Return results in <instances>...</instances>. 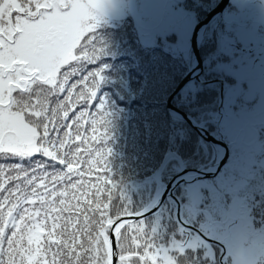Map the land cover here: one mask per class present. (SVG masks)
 I'll list each match as a JSON object with an SVG mask.
<instances>
[{"label": "snow or ice", "instance_id": "1", "mask_svg": "<svg viewBox=\"0 0 264 264\" xmlns=\"http://www.w3.org/2000/svg\"><path fill=\"white\" fill-rule=\"evenodd\" d=\"M103 8L0 0V159L20 161L0 164V264H178L121 202L103 70L79 75L105 53Z\"/></svg>", "mask_w": 264, "mask_h": 264}, {"label": "trees", "instance_id": "2", "mask_svg": "<svg viewBox=\"0 0 264 264\" xmlns=\"http://www.w3.org/2000/svg\"><path fill=\"white\" fill-rule=\"evenodd\" d=\"M236 1L232 0L202 41L204 72L200 80L211 84L192 81L173 100L177 109L196 123L205 124L217 139L230 145V160L217 178L182 185L158 211L138 219L178 264H233L228 255L221 261L220 244H226L229 228L235 222L231 208L235 199L241 201L240 214L243 222L249 224L251 237L262 245L261 264H264V131L256 136L252 133L249 142L239 141L237 112L250 111L251 102L243 99L237 104L230 102L233 96L230 87L237 79L225 67L231 61L227 47V40L233 36L231 17L240 19L243 13H231ZM170 2L174 10H179L174 26L183 31L181 34L171 31L162 36L153 29L152 43L146 45L135 20L121 17L113 25L97 28L105 48L100 61L78 65L83 68L79 75L103 70L98 97L110 113L111 139L107 147L112 150L109 161L112 178L122 194L121 202L136 213L155 204L181 172L211 168L220 154L218 147L205 142L186 120L168 109L171 96L192 65L193 27L220 0ZM79 75L70 82L79 79ZM221 82L225 84L222 106ZM51 99L55 102L57 98ZM83 108L81 104L76 110ZM95 108L93 104L90 111L94 113ZM74 114L70 113V118ZM249 152L254 154L252 163L246 161ZM32 159L46 160L39 155ZM16 163H20L16 158L0 159V164ZM23 163L28 165L26 160Z\"/></svg>", "mask_w": 264, "mask_h": 264}, {"label": "rangeland", "instance_id": "3", "mask_svg": "<svg viewBox=\"0 0 264 264\" xmlns=\"http://www.w3.org/2000/svg\"><path fill=\"white\" fill-rule=\"evenodd\" d=\"M102 2L104 8L98 26L113 25L119 22L121 17H131L137 23L143 44L152 43L154 30H158L162 36L171 31L178 34L183 32L174 26L175 20L179 17V10L171 7L170 0H145L142 3L139 0H102ZM240 12H243L240 19L231 17L233 23L230 26L233 36L227 40L231 61L225 67L237 79L230 87L233 93L230 102L237 104L241 99L251 102L250 111L237 112L239 115L237 122L241 130L239 141L249 142L253 138L252 133L256 136L264 131V0L246 2L237 0L231 13ZM230 99L231 97L228 96V100ZM219 152L218 159L223 154L222 149ZM253 157L254 154L249 152L246 161L252 163ZM239 201V199L234 200V203H237L235 211L240 206ZM233 219L235 222L229 230L236 238L230 236L227 239V251L232 255L235 264H259L263 256L260 241L257 238H250L249 229L246 225H241L244 218L240 213H233ZM237 226L240 227L234 230Z\"/></svg>", "mask_w": 264, "mask_h": 264}, {"label": "water", "instance_id": "4", "mask_svg": "<svg viewBox=\"0 0 264 264\" xmlns=\"http://www.w3.org/2000/svg\"><path fill=\"white\" fill-rule=\"evenodd\" d=\"M230 1L231 0H221L218 6L214 10H212L203 21L199 22L196 25L193 35H192V47H191L193 57L196 63L193 69L188 73L186 78L180 83V85L178 86L174 94L171 96L169 103H168L169 111L185 119L188 122V124L200 135V137L204 139V141H206L207 143L222 147L223 152H224L223 156L221 160L217 163V165L212 169L204 170V171L203 170H185L181 174L176 176L166 187V189L164 190L162 196L157 201V203H155L152 207L148 208L146 211L140 213L141 215L135 218L137 220L141 218L149 217L153 213L158 211L169 197H173L174 193L179 189L181 185L199 181V180L213 179L217 177L229 159V147L222 141L217 140L211 133H209L204 128L203 125H199L195 123L189 115L181 112L179 109L174 107L173 100L184 89V87H186L187 84H189L191 81L193 80L199 81V77L204 70L203 61H202L201 54H200L202 35L208 29L211 23L215 21L216 19H218L224 13L226 8L230 5ZM114 249H115V243H114Z\"/></svg>", "mask_w": 264, "mask_h": 264}]
</instances>
